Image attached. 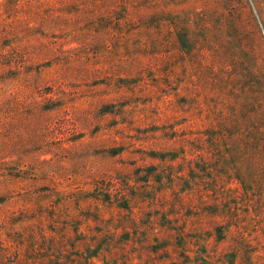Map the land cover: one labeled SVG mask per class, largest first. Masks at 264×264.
Returning a JSON list of instances; mask_svg holds the SVG:
<instances>
[{"label":"rangeland","instance_id":"374dc122","mask_svg":"<svg viewBox=\"0 0 264 264\" xmlns=\"http://www.w3.org/2000/svg\"><path fill=\"white\" fill-rule=\"evenodd\" d=\"M0 264H264V0H0Z\"/></svg>","mask_w":264,"mask_h":264}]
</instances>
